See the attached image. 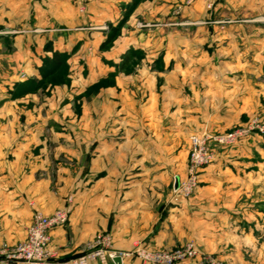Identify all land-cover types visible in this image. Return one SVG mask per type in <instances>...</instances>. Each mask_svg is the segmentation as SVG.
<instances>
[{
	"label": "rangeland",
	"instance_id": "obj_1",
	"mask_svg": "<svg viewBox=\"0 0 264 264\" xmlns=\"http://www.w3.org/2000/svg\"><path fill=\"white\" fill-rule=\"evenodd\" d=\"M151 1L131 20L109 26V45L64 53L58 68L41 72L43 59L39 68L17 69L12 82L10 71L0 69V124L14 125L12 136L35 127L33 139L23 138L31 144L17 162L18 182L21 173L31 174L53 192L68 191L67 203H74L72 194L96 183L92 169L105 167L92 166L100 155L92 126L102 137L117 118L113 135L121 150L113 151L126 158L113 166L131 176L162 174L148 190L170 193L171 203L218 220L192 227L190 215L180 213L176 246L192 241L216 264H264V34L257 44L240 33L237 27L252 26L228 0H180L155 15ZM129 41L137 47L117 51ZM231 133L236 141H219ZM195 138L207 141L212 160L187 194L176 187L189 179ZM128 141L130 148H122ZM152 141L159 143L151 148ZM133 246L149 249L138 240Z\"/></svg>",
	"mask_w": 264,
	"mask_h": 264
},
{
	"label": "crops",
	"instance_id": "obj_2",
	"mask_svg": "<svg viewBox=\"0 0 264 264\" xmlns=\"http://www.w3.org/2000/svg\"><path fill=\"white\" fill-rule=\"evenodd\" d=\"M81 1L78 3L75 0H0V69H7V73L10 71L7 76L8 82H12L14 75L18 77L17 69L24 66L39 68L45 56H52L55 51L60 53L90 51V49L93 51L95 47L107 41L110 27L116 28L120 23L131 20L146 3L145 0ZM176 1L180 0H152L150 12L154 15L163 13L166 11L165 8ZM133 2H135L134 7ZM228 2L235 12L252 26L249 30L246 25V27L241 25L237 30L254 37V42H259L261 38L257 36L264 34V0H228ZM190 13L196 15L194 12ZM255 46L260 48L258 45ZM136 47V43L129 41L117 51L122 53ZM102 100L105 101L104 97ZM116 120L118 119H112V123L107 124L106 130L109 134L102 136L104 140L101 144H99L102 138L98 134L99 127L92 126L91 133L97 137L94 145L98 143L95 146L100 154L93 159L92 166L103 164L105 167H98L99 170L96 171L92 169L91 176L95 178L97 175L95 178L97 181L87 191L81 190L74 195L71 193L74 203L68 224L51 232L49 248L58 258L70 259L78 256L82 245L104 232L112 235L113 248L118 251H132L136 240L142 241L152 250L171 249L181 243L177 232L182 219L180 213L190 215L186 222L192 227H195L196 222L197 224L203 222L204 225L201 226H205L206 223L218 221L208 214H202L204 211L200 209L171 203L170 193L163 194L162 190L153 188L148 190V186L156 184L155 180L161 178L162 174L143 172L131 176V173L120 172L113 166L126 158L124 155L123 157L114 155L113 148L119 145L116 143L119 141L113 135ZM13 126L0 124V245H14L23 241L33 213L41 211L45 215H51L67 204L70 194L68 191L53 192L46 182L35 183L31 174L21 173V184L18 182L17 162L28 152L31 144L23 138L33 139L35 127H30L27 131L17 126L19 131H27L28 134L23 132L21 136L17 134L12 136L10 133L13 132ZM37 126L38 133H42L45 123ZM18 130H14L15 133ZM129 143L131 142L123 143L122 148H127L126 146L130 148ZM158 143L152 141L149 146L153 148ZM94 145L92 144V147ZM141 145L143 151L148 148L147 143ZM104 151L107 152L102 154ZM123 153L125 150H122ZM111 165L113 168L110 167ZM124 179H126L124 184L127 185L121 183ZM174 179L177 186L179 176L174 175ZM132 183L134 185H129ZM23 187L25 189H22ZM108 264H143V262L135 257H127L122 261L118 259L110 261ZM187 264H200V262Z\"/></svg>",
	"mask_w": 264,
	"mask_h": 264
},
{
	"label": "built area",
	"instance_id": "obj_3",
	"mask_svg": "<svg viewBox=\"0 0 264 264\" xmlns=\"http://www.w3.org/2000/svg\"><path fill=\"white\" fill-rule=\"evenodd\" d=\"M81 2V0H75ZM237 134H229L222 138L221 143L236 141ZM194 152L190 160L189 179L179 184L176 189L190 194L197 185V173L199 169L210 163L211 156L206 150V140L192 139ZM72 201L55 210L51 215H45L41 211H35L23 241L14 245H0V264H91L100 262L108 264L110 261L123 260L135 257L143 264H187L203 259L200 264H216L210 257L202 258V253L196 243L189 241L167 250H149L142 246L133 251H118L113 248V238L109 233H99L91 241L85 244L81 253L70 259L58 258L50 251L51 232L55 228L68 224L72 214ZM207 257V259H206Z\"/></svg>",
	"mask_w": 264,
	"mask_h": 264
},
{
	"label": "trees",
	"instance_id": "obj_4",
	"mask_svg": "<svg viewBox=\"0 0 264 264\" xmlns=\"http://www.w3.org/2000/svg\"><path fill=\"white\" fill-rule=\"evenodd\" d=\"M113 39V36H110L106 41V45H109L113 41ZM64 59H66V55L64 53H60L58 51L53 52L52 56H47L44 58V64L41 72H43V69L47 68V66L54 65L57 68L62 66L64 64Z\"/></svg>",
	"mask_w": 264,
	"mask_h": 264
},
{
	"label": "water",
	"instance_id": "obj_5",
	"mask_svg": "<svg viewBox=\"0 0 264 264\" xmlns=\"http://www.w3.org/2000/svg\"><path fill=\"white\" fill-rule=\"evenodd\" d=\"M177 186H178V184H177Z\"/></svg>",
	"mask_w": 264,
	"mask_h": 264
}]
</instances>
